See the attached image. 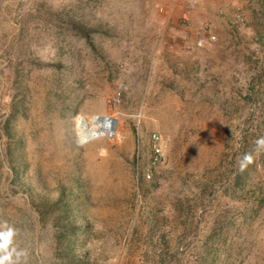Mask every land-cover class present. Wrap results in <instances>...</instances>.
<instances>
[{
  "label": "rangeland",
  "instance_id": "rangeland-1",
  "mask_svg": "<svg viewBox=\"0 0 264 264\" xmlns=\"http://www.w3.org/2000/svg\"><path fill=\"white\" fill-rule=\"evenodd\" d=\"M97 116L114 138L80 141ZM261 137L264 0H0V222L28 264H264Z\"/></svg>",
  "mask_w": 264,
  "mask_h": 264
},
{
  "label": "clouds",
  "instance_id": "clouds-1",
  "mask_svg": "<svg viewBox=\"0 0 264 264\" xmlns=\"http://www.w3.org/2000/svg\"><path fill=\"white\" fill-rule=\"evenodd\" d=\"M256 145L258 149L264 148V137L258 139ZM18 232L19 229L7 222H0V264H28V251L14 242Z\"/></svg>",
  "mask_w": 264,
  "mask_h": 264
},
{
  "label": "built area",
  "instance_id": "built-area-1",
  "mask_svg": "<svg viewBox=\"0 0 264 264\" xmlns=\"http://www.w3.org/2000/svg\"><path fill=\"white\" fill-rule=\"evenodd\" d=\"M238 20L240 22H243V19L240 17H238ZM206 40L214 41L215 37L212 35V36H208L206 39H200L199 41H197L196 46L202 47ZM89 128H91V126ZM98 130H99V127L93 131V139L95 138L96 139L98 138L112 139L114 138L115 133H116L115 129H111L110 127H106L105 129H102L101 131H98ZM150 149L152 152L150 167L146 170L145 173H143V177L146 179L151 178L152 169H155V167L159 165L161 161L163 160L162 141H161V137L157 133H153L150 135Z\"/></svg>",
  "mask_w": 264,
  "mask_h": 264
},
{
  "label": "bare ground",
  "instance_id": "bare-ground-1",
  "mask_svg": "<svg viewBox=\"0 0 264 264\" xmlns=\"http://www.w3.org/2000/svg\"><path fill=\"white\" fill-rule=\"evenodd\" d=\"M80 121L81 120L78 121V125H80V127L77 128V135L80 141L91 140L93 138V131L98 127V131L105 129L106 127L114 129L116 124L112 118L101 116L93 118V120H91L89 123H85V125L80 123ZM90 126L91 128H89Z\"/></svg>",
  "mask_w": 264,
  "mask_h": 264
}]
</instances>
